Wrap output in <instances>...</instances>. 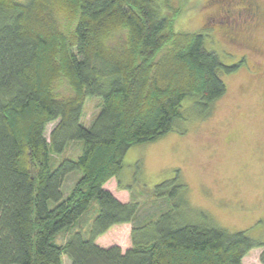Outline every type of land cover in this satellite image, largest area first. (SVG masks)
I'll return each mask as SVG.
<instances>
[{"label": "trees", "instance_id": "obj_1", "mask_svg": "<svg viewBox=\"0 0 264 264\" xmlns=\"http://www.w3.org/2000/svg\"><path fill=\"white\" fill-rule=\"evenodd\" d=\"M165 2L166 14L156 0H0V264H242L259 248L264 264V236L181 217L179 178L154 187L170 209L133 228L129 249L96 244L138 211L104 188L127 150L173 131L187 98L207 117L226 93L221 75L244 64L224 66L203 33H175L182 6ZM93 97L101 108L85 127ZM70 142L79 156L54 167Z\"/></svg>", "mask_w": 264, "mask_h": 264}, {"label": "rangeland", "instance_id": "obj_2", "mask_svg": "<svg viewBox=\"0 0 264 264\" xmlns=\"http://www.w3.org/2000/svg\"><path fill=\"white\" fill-rule=\"evenodd\" d=\"M15 1L25 4L28 0ZM156 1L166 14V0ZM248 1L259 9L260 17L229 32L220 24L219 14L232 0H169L173 8L182 6L175 19V33H203L205 49L217 54L224 66L238 65L241 60L244 64L221 75L226 93L212 105L207 117L200 116L195 99L187 98L182 103L184 120L173 131L156 142L127 150L122 170L104 188H111L122 203L135 202L138 211L131 223L114 226L100 236L98 246L129 249L133 228L147 225L170 209L166 196H156L154 187L175 178L186 187L182 193L186 205L178 212L187 223H197L203 215L229 232L246 231L254 239L263 238L264 0ZM100 108L99 98H88L81 123L89 127ZM55 124L46 126L47 139ZM81 145L68 143L62 154L54 156L53 166L64 159H76ZM80 177L79 172L67 175L64 194ZM93 215L88 213L81 227L87 228ZM65 239L66 235H60L56 242ZM261 251L252 249L242 264H262ZM62 264H69V260L63 257Z\"/></svg>", "mask_w": 264, "mask_h": 264}, {"label": "flooded vegetation", "instance_id": "obj_3", "mask_svg": "<svg viewBox=\"0 0 264 264\" xmlns=\"http://www.w3.org/2000/svg\"><path fill=\"white\" fill-rule=\"evenodd\" d=\"M226 7L227 9L219 14L221 16L220 24L226 26L229 32L236 25H238L237 28L244 26V23L249 26L255 22L256 18L258 19V16L260 17L259 9L248 0H232ZM239 24L242 25L239 26ZM228 31L224 30L226 35H229Z\"/></svg>", "mask_w": 264, "mask_h": 264}, {"label": "crops", "instance_id": "obj_4", "mask_svg": "<svg viewBox=\"0 0 264 264\" xmlns=\"http://www.w3.org/2000/svg\"><path fill=\"white\" fill-rule=\"evenodd\" d=\"M107 190H109V191H111L112 192V194L116 197V195L114 194V191L113 190H111V188H107Z\"/></svg>", "mask_w": 264, "mask_h": 264}]
</instances>
